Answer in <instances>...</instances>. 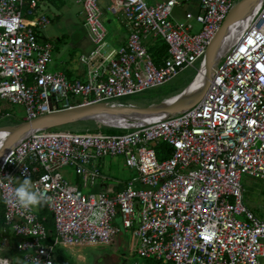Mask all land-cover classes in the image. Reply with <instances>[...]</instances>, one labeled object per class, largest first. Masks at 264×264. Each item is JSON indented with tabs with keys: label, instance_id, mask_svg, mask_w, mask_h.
Listing matches in <instances>:
<instances>
[{
	"label": "built area",
	"instance_id": "obj_1",
	"mask_svg": "<svg viewBox=\"0 0 264 264\" xmlns=\"http://www.w3.org/2000/svg\"><path fill=\"white\" fill-rule=\"evenodd\" d=\"M188 1L112 0L108 11L129 36L107 49L99 0H78L92 50L79 57L85 80L72 81L49 69L54 48L44 36L50 25L44 0H0V100L25 112L0 132V259L12 264L3 255L11 234L22 264H67L58 254L70 251L65 245L110 247L120 234L118 214L132 233V264H259L264 258V218L245 206L241 184L242 175L264 181V0H246L228 30L235 0H199L198 12L173 20V8ZM148 41L166 46L158 63ZM215 48L222 55L207 66L206 54ZM196 64L188 87L202 70L204 80L184 103L171 100L188 87L145 111L114 102L163 86ZM63 113L67 122L56 124ZM8 116L0 113V122ZM78 123L88 127L70 128ZM160 143L171 149L164 160L155 152ZM112 157L136 174L116 194L83 193L61 173L73 168L85 181L101 178V161ZM25 176L54 199L45 206L53 233L38 208L25 212L4 202L14 187L9 178Z\"/></svg>",
	"mask_w": 264,
	"mask_h": 264
},
{
	"label": "rangeland",
	"instance_id": "obj_2",
	"mask_svg": "<svg viewBox=\"0 0 264 264\" xmlns=\"http://www.w3.org/2000/svg\"><path fill=\"white\" fill-rule=\"evenodd\" d=\"M148 5L153 4L152 0H144ZM243 0H235L231 11L225 21V30H228L230 26L237 20L239 11L242 8ZM110 0H103L102 4V23L105 25L107 30L106 42L111 44L112 37L117 31H121V26L116 20L117 18L110 15L106 11V6H109ZM188 3H183L182 6H175L172 10V19L182 22L184 21V15L190 8L187 6ZM76 10L71 12L69 18L61 19L57 24L56 20L49 18L51 21L49 30L50 36L49 41L54 47L52 53V62L49 65L51 71L60 70L65 68H72L77 74L84 72V68L79 63V56L83 49H87L84 52H88L91 49V45L85 39V30L82 26V17L84 18L81 5L80 9L77 6ZM81 10L82 15L79 18L75 16V12ZM191 10V9H190ZM60 26V28H59ZM199 24L194 22V30H198ZM53 29V30H52ZM64 37L63 39H60ZM113 45V44H112ZM75 46H82V48H77ZM215 59L214 62L216 61ZM199 66L196 64L194 68H187L171 82L147 90L141 94L127 96L118 100H114L115 104H131L137 108H144L150 103H158L167 97L174 94L180 93L184 88L189 86L190 81L197 75ZM190 87L193 88V85ZM193 90H196L193 88ZM0 107L9 111L11 117L0 122V132H9L16 124L23 120L25 117L24 109L21 106L11 105L6 101L0 100ZM107 118L111 121H119L110 115ZM103 133H123L124 131H115L104 128ZM111 160V158H109ZM127 168V167H126ZM132 176H136L135 171L131 170ZM63 177L70 182L75 184L77 180V175L75 174L73 168L64 169L61 171ZM20 179V178H19ZM241 184L244 189V204L246 207L251 209V211L264 218V181L256 178L249 177L247 175H242ZM117 220H115V226L120 230V234L113 239L110 247H98L96 245H85L81 247L71 246L66 247L68 250H58L59 256L62 258L64 263L67 264H132L133 260V237L131 231H124L121 216L117 215ZM13 255L17 253L11 252ZM10 254V253H9ZM10 257V255H9ZM259 264H264V258L259 259Z\"/></svg>",
	"mask_w": 264,
	"mask_h": 264
},
{
	"label": "crops",
	"instance_id": "obj_3",
	"mask_svg": "<svg viewBox=\"0 0 264 264\" xmlns=\"http://www.w3.org/2000/svg\"><path fill=\"white\" fill-rule=\"evenodd\" d=\"M160 1H165V0H152V3L154 4V3H157ZM110 3H112V0H110ZM187 3H188L187 6L191 9V10L190 9L187 10L188 12H192V13L198 12L199 0H190ZM102 4H103V0H99V6H100L101 10H102ZM79 5L80 4L78 3V0H44V10L46 11L48 18L51 17L54 20H56L58 25H60L59 22L61 21L62 18L65 19V18L70 17L71 12L73 10H76L75 6H77L78 9H80ZM109 6H106V11H108ZM102 12H103V10H102ZM79 15L80 16L82 15L81 10H78L75 12L76 17L79 18ZM110 15H112V14L110 13ZM82 16H84V14ZM112 16L114 18L115 17L117 18L116 20H118L122 29H121V31L115 32V34L112 37L111 44L106 42L107 43V49L120 47L121 45H123L127 41V38L129 36V31L124 26V24L121 23L120 19L117 16H114V15H112ZM81 22H82V26L85 30V39L91 45V43L87 39V33H86V28L84 26V18L83 17H82ZM50 24H51V21H50ZM104 27H105V25H104ZM59 28H60V26H59ZM49 30H51L50 25L44 33V36L48 41H49V36H50ZM63 38L64 37L61 36L60 39H63ZM150 43L151 42L148 41L147 45L149 46ZM75 47L82 48V46H75ZM86 50L87 49H85V50L83 49V52H81L80 56L88 54L92 50V45H91V49L88 52H84ZM78 60H79V58H78ZM80 65L84 68V72H80L79 74H77L76 71L73 70L72 68H70V67L67 68L66 67L67 65H65L64 70L60 69V71H62L69 80H72V81H74V80H85V78H86L85 67L81 63H80ZM134 107H136V106H134ZM0 113L9 114V116L7 118H4L3 120L11 117L10 112L6 111L5 109H3L1 107H0ZM82 126H85V125H82ZM100 173L102 176L101 178L89 179L88 181H85L81 177L77 176V180H76L74 185L78 186L81 189V191H83V193H98L100 191H105L108 194H116V193H118L124 189L126 182L132 177L131 170L125 167L123 159L120 157H112L111 160H109V158H106L103 161H101ZM0 205H2V204L0 203ZM1 208L3 211L2 206H1ZM116 218H117V216H116ZM115 220H117V219H115ZM7 240H8V246L5 249V251L3 252V255L6 257H9V255H10L9 258H10L12 264H22V254L19 253L18 251H16V249H15V246H16L18 240L15 237H13L11 234L7 235ZM14 251H15V253H17L16 255H13L11 253Z\"/></svg>",
	"mask_w": 264,
	"mask_h": 264
},
{
	"label": "clouds",
	"instance_id": "obj_4",
	"mask_svg": "<svg viewBox=\"0 0 264 264\" xmlns=\"http://www.w3.org/2000/svg\"><path fill=\"white\" fill-rule=\"evenodd\" d=\"M9 179L13 180L14 187L4 197V202L8 207L29 212L54 204L53 197L49 196L46 191L40 190L31 177ZM0 264H10V261L6 258L0 259Z\"/></svg>",
	"mask_w": 264,
	"mask_h": 264
},
{
	"label": "trees",
	"instance_id": "obj_5",
	"mask_svg": "<svg viewBox=\"0 0 264 264\" xmlns=\"http://www.w3.org/2000/svg\"><path fill=\"white\" fill-rule=\"evenodd\" d=\"M148 52L152 56L154 62L158 63L161 60V58H163L166 55V46L162 42H157L154 44L150 43V45L148 46ZM82 125H85V124H83V123L74 124V125H71L70 128L72 130H81V129H85L86 127H88L87 125H85V126H82ZM155 152H156L159 160H164L170 156L171 149L167 144L160 143L157 146H155ZM1 206L2 205H0V229L2 228L3 221H4L3 211H2ZM38 210H39V215L41 217H45V223L44 224H45L46 229L50 233H53V221H52L51 216L47 213L45 206L38 208ZM257 216H259V215H257ZM144 263L145 264H153L150 260H145Z\"/></svg>",
	"mask_w": 264,
	"mask_h": 264
},
{
	"label": "bare ground",
	"instance_id": "obj_6",
	"mask_svg": "<svg viewBox=\"0 0 264 264\" xmlns=\"http://www.w3.org/2000/svg\"><path fill=\"white\" fill-rule=\"evenodd\" d=\"M215 54H217L216 56V59H218L221 55H222V50L219 49V48H215V50L213 51V54L211 56V59L214 61L215 59ZM204 70L201 71V74H200V77L199 79H197L192 85H193V88H195L196 90H193L192 87H188L187 90L182 94V95H179L178 97H176L175 99L171 100V102H175V104H178V103H184L186 102L188 99L186 98H189L190 100V96H192V98H194L197 94H199L200 92V88H201V83L202 81L204 80ZM170 102V103H171ZM169 103V102H168ZM167 103V104H168ZM88 245H96L98 247H100L99 245L97 244H88ZM71 246H75V245H65V247H71Z\"/></svg>",
	"mask_w": 264,
	"mask_h": 264
},
{
	"label": "water",
	"instance_id": "obj_7",
	"mask_svg": "<svg viewBox=\"0 0 264 264\" xmlns=\"http://www.w3.org/2000/svg\"><path fill=\"white\" fill-rule=\"evenodd\" d=\"M246 0H243L242 1V7L245 5V2ZM220 36H218V38H219ZM217 38V39H218ZM212 49H210L208 52H207V54H206V57H205V61H206V64H207V66L209 65V62L211 61V56H212ZM136 110H140V111H145L146 109H144V108H139V109H136ZM166 111H169V112H174V111H177V109L176 108H170V109H168V110H166ZM69 113H73V112H67V114H69ZM67 114L66 113H63V114H59L58 116H56V120H54L55 121V123L57 124V121L58 122H62V121H64L65 119L64 118H62V117H66L67 116ZM65 122H67V119L65 120ZM15 135H17V134H12V136H15Z\"/></svg>",
	"mask_w": 264,
	"mask_h": 264
}]
</instances>
